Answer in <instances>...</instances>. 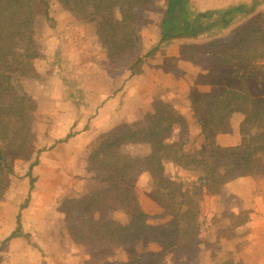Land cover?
Returning <instances> with one entry per match:
<instances>
[{"label":"trees","instance_id":"trees-1","mask_svg":"<svg viewBox=\"0 0 264 264\" xmlns=\"http://www.w3.org/2000/svg\"><path fill=\"white\" fill-rule=\"evenodd\" d=\"M156 1L60 3L78 19L94 23L109 62L134 75L141 72L144 59L140 30L150 23L145 14L155 11ZM258 1L253 0L250 7L192 14L189 0H167L162 41L197 37L214 26L226 29L236 15H250ZM47 8L46 0H0V203L10 185L13 161L29 160L35 152L37 104L21 89L20 79L35 73L34 62L41 57L36 21L40 14L48 17ZM181 55L201 68L196 85L211 88L202 92L195 86L189 92L204 139L189 151V146L195 147V139L187 121L162 100L143 119L123 123L99 138L85 160L87 172L94 174L98 185L66 199L60 207L69 236L85 248L89 264H114L111 260L119 249L129 255V262L121 264H162L166 255L176 264H198L205 192L221 194L238 177L264 175V13L252 16L226 37L185 46ZM169 64L174 65L172 60ZM236 112L244 115L241 145L216 146L212 138L230 131V118ZM137 146H144L147 152L134 154L131 150ZM142 173L152 182L149 197L170 218L164 225L149 224L137 202L135 188ZM117 209L129 215L127 224L110 218ZM239 216L230 217L234 227L250 223V217L242 221ZM20 229L18 220L17 229L4 242L17 237ZM139 241L156 243L161 250L138 254L134 247ZM205 248L211 249V245Z\"/></svg>","mask_w":264,"mask_h":264},{"label":"crops","instance_id":"crops-1","mask_svg":"<svg viewBox=\"0 0 264 264\" xmlns=\"http://www.w3.org/2000/svg\"><path fill=\"white\" fill-rule=\"evenodd\" d=\"M252 1L189 0L188 8L192 14H196L226 10L239 5L250 7ZM166 12L167 6L162 7L161 11L151 13L150 23L140 30L141 55L144 58L141 72L133 75L128 71L120 81L118 75H107L108 82H105V85L108 90L102 84L108 73L103 68L107 64V54L98 40L94 24L81 21L68 11L59 10L54 16L50 15L58 24L45 34L44 39L36 38L38 45L42 46L41 57L34 62L40 81L34 83L27 79L24 83L29 88L36 85L42 87V84H46L45 90L41 91L44 93L40 96L37 95V91L41 88H36V94L29 89L28 95L37 102H54L53 113L47 111L51 119L45 128H40L38 124L34 126L37 134L34 143L37 144L39 154L31 158L25 173L19 179L18 185L23 196H18L20 193L17 191V196L21 198L17 197V217L21 215V232L4 244L5 253L0 264H12L14 261H17L16 264H68L69 261L72 264H89L90 256L85 248L76 244L69 236L64 221L65 215L60 211V207L63 199L70 194H83L95 188L98 183L93 179L92 173H87L74 186H60L57 184L59 176L60 178L68 176L66 172L61 173V166L67 163V159L70 161L71 158L79 160L78 157H85L102 135L121 124L143 119L153 112V105L157 100L170 103L187 121L195 139V147L192 144L188 147L189 151L202 143L204 136L201 134L189 100V92L195 86L202 92H209L211 88L196 85L195 80L202 70L182 57V49L188 45L200 46L230 35L252 16L264 13V0L258 1L250 15H236L233 23L226 29L220 30L214 26L209 32L197 37L181 36L162 41L161 23L166 17ZM159 14H161L159 19L154 18ZM82 27H87L91 34L93 33L87 44L88 50L96 51L94 54L86 52L85 34L82 37L71 35L75 28ZM42 40L46 41V46L42 45ZM65 43L70 48L66 49ZM76 44H81L85 48L75 47ZM169 60L173 61V66L169 64ZM87 75L93 77V85L97 88L92 89L91 97L89 95L91 90L86 82ZM93 99L95 102L91 103ZM54 115L61 117V123L56 121ZM243 120L242 113H233L230 118V131L213 137L212 143L220 148L241 145L243 137L240 126ZM137 147L143 149L141 154L134 151ZM137 147L132 148L136 155L147 152L144 146ZM59 152L67 154L60 157ZM32 163L36 165L29 176ZM171 172L174 174L172 168ZM141 177L147 180V185L152 186L147 174L139 175L138 182ZM31 179L39 183L47 179L52 182V187L42 194L40 200L36 190L33 191L35 183L31 185ZM28 186L29 191L25 196L24 188ZM139 190L138 187L135 188V196L142 212L149 217V224L157 226L168 223L170 218L165 215L161 204L151 199L148 192L143 193ZM25 199H28L27 203ZM23 203L25 204L22 205ZM242 212L252 215L251 230L237 247L235 239L222 237L221 232L224 228H220V225L230 219L231 215ZM119 215L125 218L120 219ZM110 218L121 224L129 222V215L121 209L111 211ZM201 218L200 256L206 254V245H217L221 248H218L219 253H234L236 260L240 259L244 264H264V175L241 176L228 182L221 194H206L201 203ZM18 220L19 218L17 227ZM14 230L10 228L9 232L3 231L0 242L5 241ZM15 245L17 255L14 254ZM134 248L138 254L156 253L161 250L158 244L144 241H139ZM119 250L125 252L124 256L113 258L111 261L128 263L127 251ZM181 260L183 261L182 258ZM162 264L176 263L166 255Z\"/></svg>","mask_w":264,"mask_h":264},{"label":"rangeland","instance_id":"rangeland-1","mask_svg":"<svg viewBox=\"0 0 264 264\" xmlns=\"http://www.w3.org/2000/svg\"><path fill=\"white\" fill-rule=\"evenodd\" d=\"M48 3V8H47V12H48V17H45L43 14H40L39 17L37 18L36 21V38L37 39H41V38H45V34L47 32H49L54 26L55 24H58V21L54 20V17H50V15L54 16V14H57V12H59V10L62 11H68L67 9H65L62 4L60 3V0H46ZM167 3V0H157L155 2V11H161L162 7H165ZM69 13H71L72 15H74L72 12L68 11ZM154 11L148 12L145 14L146 18L149 20V16L151 13H153ZM75 16V15H74ZM161 17V14L159 15H155L154 18L159 19ZM80 20V19H79ZM82 21V20H81ZM94 24V23H93ZM95 26V24H94ZM74 28V27H73ZM85 34V36H84ZM73 36H79V37H86L84 40H86V52H90L91 54L96 53V51H93V49L88 50L89 45L88 43V39H90V37H93V33L91 34V32L89 31V29L86 27H82L81 29H74L73 33L71 34ZM97 35V33H96ZM46 41L42 40V45L46 46L45 44ZM77 43V42H75ZM60 44V43H59ZM66 45V49L70 48V46H68L67 43H65ZM72 45V44H71ZM75 47H83V49L85 48L83 45L81 44H76ZM41 44L38 45V49L40 52L41 51ZM73 48V47H72ZM87 52V53H88ZM106 52V51H105ZM88 53V54H90ZM107 54V53H106ZM67 56H69V51L67 53ZM107 64L106 66H103V68H105L108 73L105 75L104 80L102 81L103 87L108 90V87L105 85V82H108V77L107 75H118L120 78H118V80H123V78L125 77L126 73L128 72L127 69L124 68H119V67H115L113 66L110 62L109 59L107 57ZM105 65V64H104ZM35 68V67H34ZM35 73L33 76H30L28 78H21V89H23V91L28 95V90L30 89L31 91L35 92L36 94V88H41V90L37 91V95L40 96L41 94H43L44 92H41L42 90H45V86L46 84H42V87H38V85H36V87L34 88H29L28 85H26L24 83L25 80H32V82L36 83L37 81H40V78H38L37 72H36V68L34 69ZM17 81V77L15 78ZM86 82H87V87L90 88V97L91 95H93V90L92 89H97L94 85H93V77L92 76H88L86 78ZM33 83V84H34ZM91 85V86H90ZM55 83L53 85V87L55 88ZM103 91V90H102ZM32 99L36 102L37 104V111H36V116H35V121L33 124V137L36 140V132L34 130V126L36 124H38V126L40 128H45V125L48 124V120L51 119L50 114H48L47 111H50L51 114L52 109L54 107V102H47V101H36L33 97ZM95 102V99H93L91 101V103ZM40 106H39V105ZM88 104V102H87ZM64 112V111H62ZM54 118H56V121H59V123H61V120L59 117V115H54ZM43 134V133H42ZM63 143V142H60ZM34 149L35 152L33 153V155L31 156V158H33V156L35 154H39V152H37L38 148H37V144L34 143ZM92 149V148H91ZM90 149V150H91ZM90 150H88L87 154H89ZM141 149L140 147H137V149H135L134 151L137 154H141ZM134 154L135 152L133 150H131ZM63 152V151H62ZM67 153H61L59 152V156H63ZM88 156V155H86ZM86 156L85 157H78L79 160H77L76 158H71L70 161L67 159V163L64 164V166H61V173L62 172H66L65 174H67L68 176H62V178H58L57 184L60 186H68V185H76L79 182V179H83V176H85L88 172L86 170ZM31 158L29 160L26 159H17L14 160L12 163L13 166V175L10 178V185L9 188L3 198V200L0 203V235L3 234V231H7L9 232L10 228H14L15 230L17 229V219L19 218L20 220V224H21V215L19 214V216L17 217V197L18 196H23V194L21 193V187L18 185L19 184V179L20 177L23 176V174L25 173V170L27 169L26 166L29 163V161L31 160ZM68 158V157H67ZM66 159V158H65ZM63 159V160H65ZM31 165H36L34 163H32ZM33 166V167H34ZM32 167V169H33ZM65 167V168H64ZM58 168V167H57ZM67 170V171H66ZM32 174V171L30 172ZM197 174V173H196ZM94 175V174H93ZM27 176V175H26ZM196 176V175H195ZM145 177V176H144ZM139 179V178H138ZM35 186L33 188V191L36 190V193L38 194V199L40 200L42 198V194L45 193L46 190H49L50 187H52V182H50V180H46V181H41L40 183L38 181H34ZM33 183V184H34ZM136 188L138 187L143 193H146L148 191L152 190V186L151 185H147V180L143 179V177L140 178L139 182L137 180L136 183ZM25 192L24 195H27V192L29 191V186L24 188ZM17 191L20 193L17 196ZM26 193V194H25ZM208 194L207 192H205V195ZM79 194L73 193L70 194L69 197L67 198H74V197H78ZM204 195V196H205ZM67 198L63 199V201H65ZM18 199H21L18 197ZM25 203H27L28 199L24 200ZM204 201V197L203 200L201 201V203H203ZM25 203H23L22 205H24ZM236 215H240L239 217L242 219L245 218L246 216L249 218H251V214H244L242 213H238ZM120 219H124L125 217L123 215H119ZM251 223V222H250ZM249 222H246L244 224H241L238 227H234V222L232 219H227V221H225L223 224L220 225V228H224L222 229L221 235L222 237H224V239H235V242H237V247L238 245H240L241 242H243L246 237L249 235V232L251 230V224ZM224 226V227H223ZM14 230V231H15ZM30 236V235H28ZM8 238V237H7ZM6 238V239H7ZM28 241L31 242V239L28 238ZM6 242L1 241L0 242V262L1 260H3L2 257H4V253L5 251L3 250L4 248V244ZM218 248H220V246L218 247L217 245L212 246L211 245V249L206 248V254H202L200 256V259L198 260V264H244L243 261H241L240 259L236 260L237 257H235L234 253H219ZM237 250V249H236ZM15 251L14 254L17 255V245H15ZM123 251L118 250L116 252V254L114 255V258H119V256L123 255L124 256ZM229 254V255H228ZM212 261V262H211ZM17 261H14V263L16 264ZM12 263V264H14ZM68 264H72L70 261L68 262ZM92 264V263H91ZM114 264H121L118 261L114 262Z\"/></svg>","mask_w":264,"mask_h":264}]
</instances>
